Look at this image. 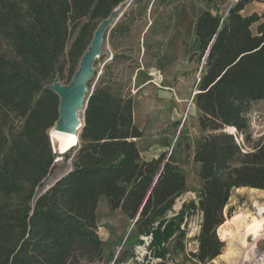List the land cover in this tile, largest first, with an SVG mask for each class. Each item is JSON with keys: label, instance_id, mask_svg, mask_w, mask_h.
Listing matches in <instances>:
<instances>
[{"label": "trees", "instance_id": "1", "mask_svg": "<svg viewBox=\"0 0 264 264\" xmlns=\"http://www.w3.org/2000/svg\"><path fill=\"white\" fill-rule=\"evenodd\" d=\"M124 1L0 0V264L102 259V196L136 219L138 244L151 237L148 256L161 261L150 264H214L225 245L218 228L234 214V190L264 189V137H253L250 120L264 100V11L242 12L264 0H237L225 15L200 10L189 25L191 57L204 61L194 95L202 132L194 147L196 199L174 214L187 186L177 159L165 152L143 159L132 98L100 83L72 169L38 195L57 156L47 130L59 118L60 97L47 85L66 70L71 81L98 24ZM192 212L201 222L189 251L182 224ZM129 258L122 253L114 264Z\"/></svg>", "mask_w": 264, "mask_h": 264}, {"label": "rangeland", "instance_id": "2", "mask_svg": "<svg viewBox=\"0 0 264 264\" xmlns=\"http://www.w3.org/2000/svg\"><path fill=\"white\" fill-rule=\"evenodd\" d=\"M235 3L236 0H125L115 8L120 18L112 29L111 24L106 27L102 53L94 61L95 72L88 84L89 90L100 83L133 100L134 119L143 132L137 140L143 159L149 160L163 152L173 153L185 174L186 191L177 198L174 214L184 203L196 199L200 186V164L194 160V147L202 132L194 92L204 61L191 57L193 34L189 25L202 9L225 15ZM253 11L263 12L264 3L253 1L242 12ZM68 79L66 70L60 80L69 84ZM250 120L253 137L256 140L264 137V100L254 104ZM51 147L52 152L63 159L59 158L62 160L42 189L50 184V179L54 181L72 167L75 149L61 156L52 144ZM263 191L253 187L234 190L229 203L234 214L218 228L225 245L214 264H264ZM97 214L98 233L104 241L103 257L94 262L84 260L83 264H114V259L122 253L130 258L120 264L161 261L148 256L151 237H142L144 243L138 244L133 220L120 209L112 210L105 196L100 198ZM254 217L263 222L258 228L249 227ZM183 219L186 245L191 251L197 247L201 216L192 212Z\"/></svg>", "mask_w": 264, "mask_h": 264}, {"label": "water", "instance_id": "3", "mask_svg": "<svg viewBox=\"0 0 264 264\" xmlns=\"http://www.w3.org/2000/svg\"><path fill=\"white\" fill-rule=\"evenodd\" d=\"M119 18H120V14L117 15V9H114L109 17L103 19L98 24V27L94 32L92 41L85 50L84 54L82 55L79 62V66L75 71L69 84H63L60 80V76L57 75L53 83L47 85V88L57 93L60 97L59 118L56 120L54 125L47 130L53 147H54V143L51 137L52 130L73 132L74 130H76V128L81 126V130L78 136V139H80V134L85 124L86 108L88 105V101L90 99V95L94 90V88L92 90H89L88 88V82L92 78L95 72L94 61L97 58V56L102 53V46L104 43L103 36L106 27L109 24H111L110 29H112L113 28L112 26L118 21ZM81 110L83 111V122H81L80 118L78 117V113ZM231 129L232 128L230 127L228 128V130ZM71 169L72 167L66 172L59 175L54 181H52L44 189H40L38 195L46 191L59 178H61L66 173H68V171H70ZM135 221L136 219L133 221V223Z\"/></svg>", "mask_w": 264, "mask_h": 264}, {"label": "bare ground", "instance_id": "4", "mask_svg": "<svg viewBox=\"0 0 264 264\" xmlns=\"http://www.w3.org/2000/svg\"><path fill=\"white\" fill-rule=\"evenodd\" d=\"M196 92H197V90H195L194 93H196ZM78 117L80 118V121L83 122V111L82 110L78 113ZM80 130H81V126L76 128V130H74L73 132L52 130L51 131V137H52V140L54 143L55 151L59 154H65V153L69 152L70 150H72L74 147H77L79 145L78 136H79ZM53 179H50V183H51V181H53ZM261 209H263V208H261ZM251 221H252V224L249 227H255L256 226V228L259 227V223L264 222V221L259 222L258 219L255 217ZM221 226H220V228H221ZM260 226H261V224H260Z\"/></svg>", "mask_w": 264, "mask_h": 264}, {"label": "built area", "instance_id": "5", "mask_svg": "<svg viewBox=\"0 0 264 264\" xmlns=\"http://www.w3.org/2000/svg\"><path fill=\"white\" fill-rule=\"evenodd\" d=\"M56 154V153H55ZM61 156H63V154H60ZM59 158H62L63 159V157H59L58 155L56 156V158H55V160H54V162L56 163V164H58L62 159H59Z\"/></svg>", "mask_w": 264, "mask_h": 264}]
</instances>
